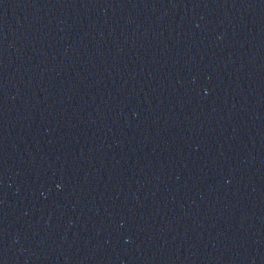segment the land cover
<instances>
[{
  "label": "water",
  "instance_id": "water-1",
  "mask_svg": "<svg viewBox=\"0 0 264 264\" xmlns=\"http://www.w3.org/2000/svg\"><path fill=\"white\" fill-rule=\"evenodd\" d=\"M0 264H264V0H0Z\"/></svg>",
  "mask_w": 264,
  "mask_h": 264
}]
</instances>
